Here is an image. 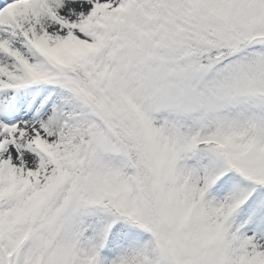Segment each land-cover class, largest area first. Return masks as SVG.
<instances>
[{
	"label": "snow or ice",
	"instance_id": "snow-or-ice-1",
	"mask_svg": "<svg viewBox=\"0 0 264 264\" xmlns=\"http://www.w3.org/2000/svg\"><path fill=\"white\" fill-rule=\"evenodd\" d=\"M0 264H264V0H0Z\"/></svg>",
	"mask_w": 264,
	"mask_h": 264
}]
</instances>
